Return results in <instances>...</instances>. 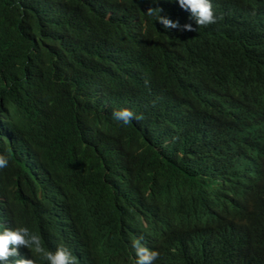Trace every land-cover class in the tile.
<instances>
[{
	"label": "trees",
	"instance_id": "16d2710c",
	"mask_svg": "<svg viewBox=\"0 0 264 264\" xmlns=\"http://www.w3.org/2000/svg\"><path fill=\"white\" fill-rule=\"evenodd\" d=\"M149 8L173 17L180 13L160 0H0V154L9 158L8 167L0 169V224L28 227L52 251L47 234L65 218L76 264H94L95 258L101 259L98 264H135L133 241L140 236L133 227L172 229L150 218L155 196L166 189L161 198L187 200L190 220L176 230L182 241L176 249L163 240L156 247L157 236L142 240L160 252L155 264H264V183L228 189L224 177L233 165L216 157L215 179L183 174L214 137L197 139L182 122L171 120L168 138L151 128L137 134L129 125L122 132L133 150L119 153L110 146L119 90L107 93L116 73L109 63L121 51L133 55L137 45L139 75L149 79L161 72L154 58L163 45L158 35L163 27L147 14ZM243 52L249 55L248 49ZM249 61L260 77L257 83L264 85V69H256L254 58ZM104 77L101 95L93 80ZM69 132L77 134L69 137ZM59 142L68 145L57 160ZM186 142L192 151L184 167ZM137 148L147 151L145 159L128 164ZM157 151L166 170L156 163ZM126 170L137 181L119 192L114 186ZM37 171L52 175L43 178ZM74 217L79 227L73 229ZM80 229L98 245L92 249L95 256H80ZM27 253L32 257L29 249H20L21 257ZM33 258L46 264L41 254Z\"/></svg>",
	"mask_w": 264,
	"mask_h": 264
},
{
	"label": "clouds",
	"instance_id": "9594fccd",
	"mask_svg": "<svg viewBox=\"0 0 264 264\" xmlns=\"http://www.w3.org/2000/svg\"><path fill=\"white\" fill-rule=\"evenodd\" d=\"M171 2L180 13L177 16L161 13L162 8H149L147 14L155 15L163 29V45L154 58L161 68L159 74L149 79L139 75L136 63L141 64L136 45L133 55L121 51L109 66L116 69L108 81L107 93L119 90L114 99L109 142L112 149L127 153L134 146L126 145L122 129L133 126L138 134L142 128H151L160 137L168 138L174 124L182 122L186 131L197 139H215L199 154L193 156V164L184 170L189 179H215L219 165L213 157L229 161L233 166L224 177L228 189L245 188L251 184L264 183V85L257 83L260 77L250 65L254 58L256 69H264V0H160ZM110 15L107 17L109 20ZM113 26L111 24L110 28ZM187 31L181 36L178 31ZM184 38L182 41L176 40ZM248 49L249 55L244 54ZM107 77L93 80L96 90L104 95L102 87ZM124 126V127H123ZM77 133L69 132V137ZM165 141L164 144H168ZM67 143L54 145L56 159L67 150ZM192 144L186 142L182 159L184 167L191 155ZM209 152V153H207ZM147 151L137 148L128 164L145 159ZM156 163L165 169L164 156L157 151ZM9 165L6 154H0V169ZM49 178L52 174L43 176ZM137 181L136 174L125 171L114 186L119 192L126 191L129 182ZM44 184V183H43ZM205 208L209 207L203 192L197 188ZM155 196L156 206L151 219L168 226L133 227L140 236L133 241L135 264H155L160 252L143 245L156 236L155 246L163 240L167 247L176 249L182 243L179 230L190 220L187 200L178 204L175 197ZM164 198L166 199L165 201ZM73 229L79 227L74 217ZM0 261L4 264H40L33 257L41 254L46 264H76L69 250L70 223L61 218L52 224L47 234L54 250H45L41 237L28 227L9 228L0 224ZM81 244L80 256H95L98 246L83 231L77 234ZM27 248L21 257L20 249ZM94 264L101 260L95 258Z\"/></svg>",
	"mask_w": 264,
	"mask_h": 264
}]
</instances>
